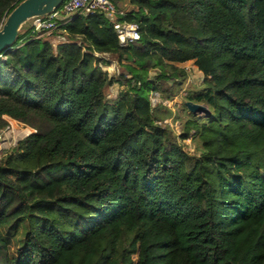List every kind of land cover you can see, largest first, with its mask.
Masks as SVG:
<instances>
[{
    "label": "trees",
    "instance_id": "obj_1",
    "mask_svg": "<svg viewBox=\"0 0 264 264\" xmlns=\"http://www.w3.org/2000/svg\"><path fill=\"white\" fill-rule=\"evenodd\" d=\"M111 1L0 53V264H264V0Z\"/></svg>",
    "mask_w": 264,
    "mask_h": 264
},
{
    "label": "built area",
    "instance_id": "obj_2",
    "mask_svg": "<svg viewBox=\"0 0 264 264\" xmlns=\"http://www.w3.org/2000/svg\"><path fill=\"white\" fill-rule=\"evenodd\" d=\"M94 11L104 12L110 19L113 20V28L117 34L118 42L120 45L124 46L130 41L138 39L139 31L136 23L115 20L116 13H121L123 11L121 9H118L115 3L111 0H63L59 5L52 8L49 13L41 16L32 17L34 24L32 32L49 31L58 27L61 23L68 20L75 13H87ZM188 62L191 61L186 60L182 63V65L187 71L191 68ZM179 94L184 95L185 91L181 90L180 93H178L177 95ZM3 116L8 120V123L3 126H0L1 153L5 149L3 148V143L8 134H11L15 130H22L23 127L26 126L25 123L17 121L8 115ZM14 123L20 124V126H14Z\"/></svg>",
    "mask_w": 264,
    "mask_h": 264
},
{
    "label": "water",
    "instance_id": "obj_3",
    "mask_svg": "<svg viewBox=\"0 0 264 264\" xmlns=\"http://www.w3.org/2000/svg\"><path fill=\"white\" fill-rule=\"evenodd\" d=\"M61 1L63 0H20L0 24V53L6 47L12 46L21 25L27 19L49 13ZM183 102L193 113L208 112V108L204 103L191 99H185Z\"/></svg>",
    "mask_w": 264,
    "mask_h": 264
},
{
    "label": "rangeland",
    "instance_id": "obj_4",
    "mask_svg": "<svg viewBox=\"0 0 264 264\" xmlns=\"http://www.w3.org/2000/svg\"><path fill=\"white\" fill-rule=\"evenodd\" d=\"M3 57H4V55H1V58H3ZM188 63L190 64L191 68L188 70V78H187V81L184 83V87H186V88L190 87L191 88V87H194L196 85H199L202 82V74L196 68V66L193 65L192 62H188ZM157 99H158V96L156 95V93H154V95H152V101L155 102ZM164 103H166L167 105L172 107L174 110H176L177 108H179L181 106L182 95H180V94L179 95H175L173 97V99L165 100ZM162 121H166L168 123H171V125L175 129L179 128L178 122L172 121L171 117H166ZM14 126L19 127L20 124L14 123ZM32 130H33L32 127H30L29 125H26V126L23 127L22 130H15L11 134H8V136L6 137V139H5L4 143H3V146H4L3 148H5L4 150L9 149L10 146H12L19 138L23 137L26 133H28V132H30ZM186 148L192 150L193 143L190 142V144H188Z\"/></svg>",
    "mask_w": 264,
    "mask_h": 264
},
{
    "label": "crops",
    "instance_id": "obj_5",
    "mask_svg": "<svg viewBox=\"0 0 264 264\" xmlns=\"http://www.w3.org/2000/svg\"><path fill=\"white\" fill-rule=\"evenodd\" d=\"M119 3H121V1H119ZM123 4L126 5L128 8H131V7H132L131 4H129V3L127 2V0H125V1L123 2ZM191 62H192V61H191Z\"/></svg>",
    "mask_w": 264,
    "mask_h": 264
}]
</instances>
